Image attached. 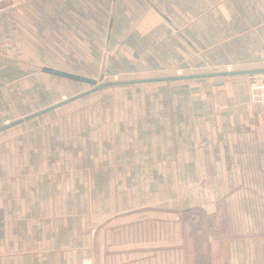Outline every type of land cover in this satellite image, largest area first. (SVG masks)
<instances>
[{
	"label": "crops",
	"instance_id": "0c3cea01",
	"mask_svg": "<svg viewBox=\"0 0 264 264\" xmlns=\"http://www.w3.org/2000/svg\"><path fill=\"white\" fill-rule=\"evenodd\" d=\"M197 4L3 0L0 108L1 92L38 65L47 73L57 49L83 57L86 41L147 72L197 67L192 18L181 14ZM237 10L254 12L251 21L239 14V59L245 48L262 55L264 0ZM119 91L1 136L0 264H264V101L246 79Z\"/></svg>",
	"mask_w": 264,
	"mask_h": 264
},
{
	"label": "rangeland",
	"instance_id": "374dc122",
	"mask_svg": "<svg viewBox=\"0 0 264 264\" xmlns=\"http://www.w3.org/2000/svg\"><path fill=\"white\" fill-rule=\"evenodd\" d=\"M240 1L241 0H197L198 8L196 10L185 9L182 11V15L192 18L191 28L194 31V34L190 35L197 41L195 44L198 47L199 53H202L206 56L205 59L203 58L202 54H199L198 66L194 68L178 70L177 68H173L168 65V68L166 67L156 72H147L143 67H133L131 65L130 58L124 52H121L120 50L110 51L109 49L105 48L104 42L92 43L91 41H86L84 43L83 47L85 51L83 52V57H76L71 49L73 46H71L68 51L66 49L55 50V57L51 60H47L48 62H46L44 65L55 66L91 76L96 78L98 82H101L99 80L100 74H103L102 81H105L120 78L178 73L183 74L264 66V50L262 52L263 54L259 55L252 53L253 50L245 48L247 57L244 58L241 56L240 59L238 57V50L235 44L240 43V39L242 37L240 36V33H243L244 30V28L237 27L238 21L240 19L239 14H242V18H244L245 14L246 19L251 21L253 19L254 13L253 11L239 12L237 7ZM254 1L257 0H242V2L244 4L246 3L247 5H252ZM262 15H264V13H262ZM248 29L249 28H245V30ZM187 36H189L188 33ZM238 48H240L243 52V45L242 47ZM66 54L69 57H66ZM35 70L36 74L23 75L21 85H18L19 88L17 87L14 92H1L0 125L48 104L61 100L64 97L75 94L90 86V84L85 81L70 79L48 72L42 73L40 71L39 65ZM226 76H230L232 78L233 76L245 78L246 82L248 83L249 94H251V84L264 83V72H256L252 74L242 73L239 75L232 74ZM196 78L204 77L181 78V80H192ZM156 82L161 81L139 82L138 84H155ZM129 84L103 86L69 100L63 104L57 105L47 111L34 115L19 123L4 128L0 130V140L1 136H4L5 138L8 137L7 134L10 136L15 132L36 130V128L39 130L40 128L42 129L44 127L50 126L48 123L54 120L56 121L59 115L61 116L63 114L76 113V110L79 106L76 104V102H79L78 100H94L100 96H105L106 98L115 96L120 93L119 90L121 88H127ZM263 91L264 90L259 88L257 93H261ZM253 99L254 101H264L261 100L260 97H253ZM84 261L87 260L83 259L81 264H83ZM88 263L92 264L90 260H88Z\"/></svg>",
	"mask_w": 264,
	"mask_h": 264
},
{
	"label": "water",
	"instance_id": "95a60500",
	"mask_svg": "<svg viewBox=\"0 0 264 264\" xmlns=\"http://www.w3.org/2000/svg\"><path fill=\"white\" fill-rule=\"evenodd\" d=\"M165 18H167L166 15H164ZM41 70L70 78V79H75V80H80V81H85L90 84V86L84 90H81L75 94H72L70 96L64 97L61 100H58L54 103L48 104L44 107H41L39 109H36L32 112H29L27 114H24L21 117H18L14 120L8 121L2 125H0V130L7 128L11 125H14L16 123H19L25 119H28L34 115H37L41 112L47 111L57 105L63 104L69 100H72L76 97H79L81 95H84L86 93H89L93 90H96L98 88H101L106 85H114V84H129V83H139V82H149V81H162V80H172V79H181V78H193V77H205V76H215V75H232V74H242V73H256V72H264V66L261 67H252V68H239V69H225V70H212V71H204V72H194V73H183V74H167V75H155V76H145V77H133V78H120V79H111V80H105L102 81L103 79V74H100L99 80L101 82H98L96 78L87 76L84 74H80L77 72L69 71L66 69H62L59 67L55 66H50V65H42Z\"/></svg>",
	"mask_w": 264,
	"mask_h": 264
},
{
	"label": "built area",
	"instance_id": "2783aa9c",
	"mask_svg": "<svg viewBox=\"0 0 264 264\" xmlns=\"http://www.w3.org/2000/svg\"><path fill=\"white\" fill-rule=\"evenodd\" d=\"M3 8V0H0V9ZM264 90V83L263 84H258V83H253L250 86L251 89V97H260L261 100H264V91L261 93H257L258 89ZM254 100V99H253ZM83 264H89L88 261H84Z\"/></svg>",
	"mask_w": 264,
	"mask_h": 264
}]
</instances>
